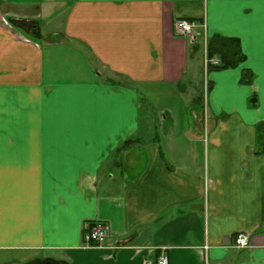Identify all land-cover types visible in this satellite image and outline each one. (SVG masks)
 <instances>
[{
  "label": "crops",
  "instance_id": "0c3cea01",
  "mask_svg": "<svg viewBox=\"0 0 264 264\" xmlns=\"http://www.w3.org/2000/svg\"><path fill=\"white\" fill-rule=\"evenodd\" d=\"M178 19L205 29L177 36ZM214 35L244 61L207 69L198 97ZM162 90L187 122L163 144ZM259 124L264 0H0V264H264ZM92 222L100 248L83 245Z\"/></svg>",
  "mask_w": 264,
  "mask_h": 264
},
{
  "label": "rangeland",
  "instance_id": "374dc122",
  "mask_svg": "<svg viewBox=\"0 0 264 264\" xmlns=\"http://www.w3.org/2000/svg\"><path fill=\"white\" fill-rule=\"evenodd\" d=\"M197 57L200 59V61H199V67H198L199 72L196 74V80H195V82H197L196 91L198 92V97H202V90L204 89L203 87H204L205 81L207 79L208 66H206V62L204 63L203 58L200 54ZM206 59H208L207 56H206ZM212 60H214V59L207 60V64L209 66L210 65L215 66L214 64H212V62H211ZM188 87L189 86H187V88H186L187 92H192V89H190ZM160 92H162V93L156 95V97L153 99V101H149L153 104L152 109H154V112H155L154 116H155V121H156L155 127L152 128L150 136L153 137L154 139L155 138H158V140L160 139L159 140L160 143L163 144V142L166 141L165 139H163L165 136L166 130L170 131V129H176L177 133H179V132L181 133L182 129L185 128L183 126L184 125L186 126L187 122H186V120H182V117L185 115L184 114L185 110L183 109V105L181 103V100H182V102L184 100L183 97L177 96V95L175 96L173 93H170L167 90H162ZM196 97H197V95H196ZM162 107L163 108H169V110L172 109L174 115L176 116V120H177L174 127L171 126V122L164 120L163 117L165 115L164 114L161 115V113L159 111V110H161L160 108H162ZM162 112L165 113L164 111H162ZM143 125H144V122H142V126ZM211 125H212V123L209 120L208 129H210ZM206 130H207V121H206Z\"/></svg>",
  "mask_w": 264,
  "mask_h": 264
},
{
  "label": "built area",
  "instance_id": "2783aa9c",
  "mask_svg": "<svg viewBox=\"0 0 264 264\" xmlns=\"http://www.w3.org/2000/svg\"><path fill=\"white\" fill-rule=\"evenodd\" d=\"M205 24L198 21H186L178 19L174 23V29L177 36H189L194 40L198 34V30H203ZM216 65L217 62L211 61ZM206 66H208L206 61ZM109 237V227L102 222H92L84 226L83 231V245L86 247H102ZM234 247L237 249H244L249 247L248 236L246 234H239L234 242ZM156 264H168V257L163 253L156 260Z\"/></svg>",
  "mask_w": 264,
  "mask_h": 264
},
{
  "label": "trees",
  "instance_id": "16d2710c",
  "mask_svg": "<svg viewBox=\"0 0 264 264\" xmlns=\"http://www.w3.org/2000/svg\"><path fill=\"white\" fill-rule=\"evenodd\" d=\"M197 49V45H193ZM206 56L208 60L217 58V65H208L210 70H223L228 68L237 67L244 61V56L241 53L239 42L235 39L221 37L219 35H214L207 42ZM250 76L244 73L242 82H250ZM258 131L264 134V124L258 125ZM261 141V140H260ZM135 141L129 139L126 144L130 145Z\"/></svg>",
  "mask_w": 264,
  "mask_h": 264
}]
</instances>
